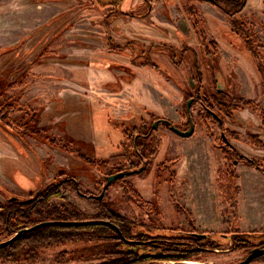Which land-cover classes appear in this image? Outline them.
<instances>
[{
  "label": "rangeland",
  "instance_id": "374dc122",
  "mask_svg": "<svg viewBox=\"0 0 264 264\" xmlns=\"http://www.w3.org/2000/svg\"><path fill=\"white\" fill-rule=\"evenodd\" d=\"M217 1L236 15L196 0H152L150 5L120 0V10L133 17L108 13L98 0H0V80L9 84L5 98L19 105L10 116L34 115L36 125L56 141L51 145L28 136L15 124L11 134L0 131V205L10 198L33 203L41 191L55 187L58 195L48 200L50 206L69 205L87 221L115 214L131 225L130 234L120 228L123 238L152 254L140 264L244 260L250 251L240 249L241 240L251 231L242 226L264 213V182L258 198L242 188L239 210L237 169L231 167L236 208L223 203L225 147L210 139L201 101L215 82L222 91L251 99L253 112L241 105L234 117L239 124L223 118L225 128L239 131L241 145L236 146L244 151L245 130H258L264 110V81L246 53L253 51L264 69V0L239 1L238 6L235 0ZM183 25L190 37L180 32ZM234 31L247 33L245 43L234 38ZM160 120L182 131L192 124L193 133L181 137ZM212 128L217 138L216 125ZM254 147L246 152L264 158ZM116 155H124L123 160L108 161ZM116 173L124 175L102 193L106 177ZM63 174L76 177L78 191L65 187ZM178 230L197 239L205 235L208 244L183 260H170L164 254ZM19 233L1 236L0 244ZM230 233L240 234L237 242L219 237ZM128 234L139 235L128 239ZM250 240L256 246L259 238ZM96 244L74 239L40 249L33 260L0 258V264L127 262V253L88 256L87 248ZM248 264H264V256Z\"/></svg>",
  "mask_w": 264,
  "mask_h": 264
},
{
  "label": "trees",
  "instance_id": "16d2710c",
  "mask_svg": "<svg viewBox=\"0 0 264 264\" xmlns=\"http://www.w3.org/2000/svg\"><path fill=\"white\" fill-rule=\"evenodd\" d=\"M256 62L258 63V71L260 76L264 81V69L260 59L253 54ZM9 87L8 83L0 80V125L3 126L5 130H13L12 126L21 129L28 136H32L42 140L45 143L56 144L55 139L48 134V131L45 128L38 127L36 125L37 118L34 115H26L25 117H18L13 119L10 115L18 110V102L14 99L8 97L5 98V90ZM221 99L223 102L222 111L228 112L229 114L237 106L241 105L246 106L250 109H254V103L250 100L244 99H232L227 95L221 94ZM260 117H262V123L264 125V112H260ZM251 142L256 146H263L255 137H251ZM57 146V145H56ZM64 147V146H63ZM61 149V147H59ZM124 155L111 156L108 161H122ZM234 156H225L227 161H231ZM125 158V157H124ZM239 162V159H237ZM242 161V160H240ZM247 165L251 167H256V161H244ZM234 165L228 164L224 169V182L225 185L222 189L221 186V200L223 203H226L231 207V209L236 208V200L238 194V187L236 185V173L233 169L230 170ZM264 167V166H263ZM121 172V170H119ZM63 177H68L65 181V187H71L74 191H78V182L72 176H67L63 174ZM68 182V186H67ZM77 183V184H76ZM62 183V185H64ZM55 187H48L47 190L41 191L40 194H37L36 200L33 203L25 201H8L6 205H0V237L3 235H12L15 232H20L15 240L8 242L6 245L0 247V258H15L17 256L24 257L25 260L34 259L37 256V253L40 249L47 248L49 246H54L62 244L66 241H72L74 239H79L80 241H96L97 244L87 248L88 256L92 258L100 257H111L115 255H121L122 253H127V262L126 260L121 262V264H140L146 257L149 259L152 254H147L142 252L141 245H137L132 242H125L120 238L114 230L109 226L102 225H87L81 227H67V226H42L36 229L29 230L31 227L39 224L41 222H48L53 220L59 221H85L87 220L83 216H80V213L75 211L72 212L70 209L72 207L68 206H50L48 200L52 197H57L58 193L54 189ZM102 203H98L100 205ZM100 207V206H99ZM98 215L92 218V220H103L110 219L113 221H118L120 224L119 228L123 230H128L129 234L131 233V225L125 222L122 218L117 215ZM114 223V222H113ZM116 224V223H114ZM117 225V224H116ZM28 228L27 231H22V229ZM129 228V229H127ZM89 231V232H87ZM123 237L125 233L122 232ZM128 234V235H129ZM255 232H246V236L241 244L249 248L253 247L252 241L250 238L256 236L259 238L262 243L264 239H261L258 235H255ZM139 234L129 235L128 239H134L135 236ZM188 236V237H185ZM232 236L233 242H237L236 239L240 236L239 233H230V234H220L219 237L226 239L227 237ZM125 239V238H124ZM170 241L171 246L166 249V257H170V260H183L184 258L190 257L193 251L200 249V245L208 244L204 239H197L195 236H189L187 233H183L178 230L175 232L174 236ZM189 243H187V241ZM194 245L193 248L190 245ZM220 245L217 244V246ZM128 246L129 250H124L123 248ZM242 246V247H243ZM190 247V248H189ZM160 248V247H159ZM164 250V248H163ZM125 251V252H123ZM173 253V254H169ZM155 255V254H154ZM162 255V254H161ZM162 257H164L162 255ZM118 264V263H117Z\"/></svg>",
  "mask_w": 264,
  "mask_h": 264
},
{
  "label": "flooded vegetation",
  "instance_id": "af4514ba",
  "mask_svg": "<svg viewBox=\"0 0 264 264\" xmlns=\"http://www.w3.org/2000/svg\"><path fill=\"white\" fill-rule=\"evenodd\" d=\"M145 2V4H151L152 3V0H143ZM198 2V4L200 3H203L206 7H211V8H219L220 10H222L224 13L227 12L226 9H224L221 4H219V2L217 0H196ZM239 1H244V0H235V3H234V6H238V3ZM119 3H120V0H98V2L96 3L97 5L99 6H105L106 8H108V13H114L115 11H118L119 13L121 12L124 16H127L125 14H128L130 17H133L134 15H131L127 12H123L120 10V7H119ZM148 5V6H149ZM242 7V4L238 7V8H241ZM188 11V9H187ZM237 13V10L235 12H229V13H226L227 15L229 16H232L234 17ZM195 18L192 19V23H191V30L194 31V26L196 24V19L194 20ZM240 27V26H239ZM190 28V27H189ZM241 28V27H240ZM181 29V33L185 34V36L187 35V37H190L189 35L191 34V32H188L187 29H186V26L183 25ZM186 31V32H184ZM245 31V30H244ZM244 31H241L240 33L235 32V35H234V38H237L238 40H241V43H245V41L248 39L245 35L247 34L246 32ZM194 33V32H193ZM247 38V39H246ZM229 44V42H228ZM231 46V45H230ZM234 48V47H233ZM189 49V48H188ZM237 50V49H236ZM238 51V50H237ZM246 53L250 56V58L252 59L254 65H256V69L258 71V63L256 62L255 60V57H254V52L251 50H247L246 49ZM258 57V56H257ZM259 58V57H258ZM261 61V60H260ZM259 73V71H258ZM260 74V73H259ZM214 88L213 90L210 92L209 96H204V98L202 99L201 101V107H202V112L204 113V115L206 116H202L203 117V120L204 121H209V125L210 126H205L207 129V131H209V136H210V139L212 138L213 142H220L221 145L224 148V150H221L222 153H223V156H224V160L225 162L228 164L232 163L234 165L233 169L237 166H246V167H249L251 169H254L256 171H258L260 174H262L264 176V158H258V156H252V155H249L247 152H246V149H249L250 147H252L254 144L251 142V137H255L259 142H261L262 144H264V125L262 123V118H260V127L258 128L257 131H249L248 129L245 130V135H246V140L248 142L246 148L244 149V151L240 150L239 148H237L236 146V143L239 142L238 141V138H239V131L233 127L231 128L230 130L228 128H225L224 126V122H223V118L228 120L230 124L232 125H237L239 124L238 120L236 122V120H234V117H236V114L241 111L239 109V107L237 106L234 110H232V112L229 114L228 112H223L221 109H222V106H223V102H222V99H221V94H224V95H227L228 97H232V99H239L240 97H236V96H233L231 94H229L228 92H226L225 90L222 91V89H219L217 88L218 86H216V82L214 83ZM251 101V99H248ZM207 101V103H206ZM244 107V106H243ZM213 108L216 110V112L213 111ZM245 109H248L250 110L251 112H253L252 109L248 108V107H244ZM264 112V110H261ZM235 115V116H234ZM190 119V118H189ZM235 122V123H234ZM160 123L166 125L173 133L179 135L177 133V131H175V129L181 131V132H185V131H182L176 127H174L175 129H172L171 128V124L166 121V120H160ZM191 124V123H190ZM216 125V129L218 131V134L219 136L216 138H214V134H212L213 132V128L212 126ZM157 126V123L154 127V125L152 126V129H155ZM41 128H43L42 126H39ZM0 131L4 134V133H7V135L12 132H14V130H5L3 128V126L0 125ZM193 133V132H192ZM5 135V134H4ZM192 135V134H191ZM190 135V136H191ZM213 135V136H212ZM180 136V135H179ZM182 137V136H181ZM189 137V136H188ZM187 138V137H186ZM38 139V138H37ZM39 140V139H38ZM230 140V141H229ZM120 146V145H119ZM133 147H136L135 145V142H133ZM257 148L254 147V149L256 150H260V149H263L264 148V145L263 146H256ZM122 148H124V146L122 145ZM234 154L236 155V158L239 159V162L237 161V159H234V157L232 158L231 161H227L225 156H228L230 155L231 157L234 156ZM249 156V157H248ZM139 157H142L141 154ZM242 160V161H240ZM244 161H259L261 162V164H256V167H251L249 165H247ZM226 165V166H227ZM224 166V168L226 167ZM225 170V169H224ZM113 175V174H112ZM110 176V175H109ZM72 177L75 178L76 180V177L72 175ZM77 181V180H76ZM77 184V183H76ZM107 189V188H106ZM106 189L104 190V192L106 191ZM103 192V193H104ZM15 198H10L8 201H14ZM118 217H120L119 215H117ZM121 218V217H120ZM53 221H59V220H53ZM87 221V220H85ZM91 221V220H90ZM93 221H101L102 223H95V224H91V225H102V224H105L107 226H109L112 230L115 231V233L120 237L122 238L125 242H131V241H127L126 239L123 238V235L120 231V228L119 226L115 225V224H110L108 222H106L105 220H93ZM50 222V221H48ZM65 222V221H64ZM42 223V222H41ZM51 226H64V225H51ZM83 226H87V225H83ZM42 227V226H41ZM67 227H81V226H67ZM201 240H203L201 238ZM261 249V250H264V243H262V241L258 240L256 242V246H253L251 248L247 247V246H243L241 247L240 249H243V250H247V251H251L252 249ZM250 253V252H249ZM248 253V254H249ZM247 254V255H248ZM263 255L259 256V257H263ZM256 259V258H255ZM253 259V260H255Z\"/></svg>",
  "mask_w": 264,
  "mask_h": 264
},
{
  "label": "crops",
  "instance_id": "0c3cea01",
  "mask_svg": "<svg viewBox=\"0 0 264 264\" xmlns=\"http://www.w3.org/2000/svg\"><path fill=\"white\" fill-rule=\"evenodd\" d=\"M241 145V143L237 142L236 145ZM264 149V148H263ZM263 149H260V150H254V152L260 154L263 151ZM237 169V185L239 187V205H238V208L240 210V202H241V199L243 197V195H241V191H242V188H245L247 187V190H245V192L247 193V191L249 190H252L253 193L251 194V198H256V194H257V198L258 196H260V192L261 191H258V188L260 186V183L261 182H264V176L262 174H260L258 171L254 170V169H251L249 167H246V166H237L236 167ZM256 183H259V184H256ZM241 187H240V185ZM259 193V194H258ZM264 193V192H262ZM263 215V216H262ZM262 215H260V218H258L257 220H254V222L249 225H246V226H242V228H246L245 230L247 231H251V232H262L264 233V213H262ZM239 224L241 225V221H239ZM243 224V223H242Z\"/></svg>",
  "mask_w": 264,
  "mask_h": 264
},
{
  "label": "water",
  "instance_id": "95a60500",
  "mask_svg": "<svg viewBox=\"0 0 264 264\" xmlns=\"http://www.w3.org/2000/svg\"><path fill=\"white\" fill-rule=\"evenodd\" d=\"M189 108V102L187 103V110ZM156 123L154 124V127H155ZM172 129H175L173 126H171ZM175 131H177V133L182 136V137H188L192 134L193 132V126L192 124L190 125V128L185 131V132H181L177 129H175ZM124 174L123 173H116V174H113V175H110V176H107L106 177V181H105V184L103 186V189H102V193L104 192V190L109 186V184H111L114 180H116L117 178L123 176ZM102 195V194H101ZM101 195L99 196V199L101 198ZM95 223H102L101 221H50V222H42V223H39V224H36L35 226L31 227L29 230H32V229H36V228H39L41 226H51V225H64V226H83V225H91V224H95ZM28 229L24 230V231H27ZM256 233V232H255ZM255 235H258L259 237L261 238H264V233H257ZM197 237L199 238H205V235H196ZM13 239H10L9 241L5 242V243H1L0 244V247L1 246H4L6 245L8 242L12 241ZM264 254V250H261V249H252L250 251V253L246 256V258L244 260H242L241 262H239L238 264H248L250 263L253 259L261 256Z\"/></svg>",
  "mask_w": 264,
  "mask_h": 264
}]
</instances>
